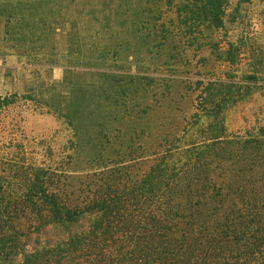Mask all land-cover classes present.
<instances>
[{"label":"trees","instance_id":"trees-1","mask_svg":"<svg viewBox=\"0 0 264 264\" xmlns=\"http://www.w3.org/2000/svg\"><path fill=\"white\" fill-rule=\"evenodd\" d=\"M220 8L196 0L180 13L219 28ZM140 56L122 47L69 52L64 83L72 87L66 104H54L74 136L66 167L0 154V264H264V124L243 135L225 125L245 95L241 85L201 80L185 108L186 95L171 88L144 92L149 75L132 77L129 68ZM250 56L259 64L250 77L259 80L264 51ZM78 71L103 85L73 82ZM146 133L159 145H135Z\"/></svg>","mask_w":264,"mask_h":264},{"label":"rangeland","instance_id":"rangeland-1","mask_svg":"<svg viewBox=\"0 0 264 264\" xmlns=\"http://www.w3.org/2000/svg\"><path fill=\"white\" fill-rule=\"evenodd\" d=\"M186 2L196 0H0V154L28 164L63 161L66 167L74 136L54 104H66L72 87L70 79L64 83L72 50L122 47L139 53L131 59V75L146 73L150 81L146 90L137 85L134 91L159 95L168 87L176 97L186 95L185 108L197 101L201 80H234L245 95L226 112L228 133L243 135L264 124V76L250 77L259 66L250 54L264 51V0H213L225 11L219 28L189 15L184 20L180 9ZM155 20L163 38L155 34ZM109 36L127 44L106 43ZM170 64L178 71H160ZM74 74L73 82L103 85L89 73ZM163 114L171 122V114ZM188 116L192 119L191 112ZM144 135L135 145H159L158 137Z\"/></svg>","mask_w":264,"mask_h":264}]
</instances>
